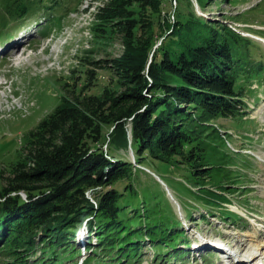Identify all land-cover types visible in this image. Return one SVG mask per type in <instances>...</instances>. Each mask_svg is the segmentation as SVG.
<instances>
[{"label": "trees", "instance_id": "obj_1", "mask_svg": "<svg viewBox=\"0 0 264 264\" xmlns=\"http://www.w3.org/2000/svg\"><path fill=\"white\" fill-rule=\"evenodd\" d=\"M82 1L0 0V37L39 12L74 11ZM91 1L98 3L94 37L116 34L125 54L98 63L83 59L111 71L110 83L88 94L96 73L87 70L86 85L65 84L60 104L22 137L15 157L0 169V256L6 264H61L77 250L72 241L83 221L90 236L100 235L95 245L108 251L109 264L135 261L145 241L165 249L159 261L183 257L176 248L184 244L182 223L164 190L154 180L157 189L139 192L134 185L147 159L184 169L188 196L207 215L246 223L227 206L238 155L215 121L241 116L240 77L256 80L264 72L262 61H252L249 39L198 16L190 0ZM195 1L200 9L207 2ZM128 147L138 167L113 155ZM179 204L189 216V206ZM90 236L89 256L95 253Z\"/></svg>", "mask_w": 264, "mask_h": 264}, {"label": "rangeland", "instance_id": "obj_2", "mask_svg": "<svg viewBox=\"0 0 264 264\" xmlns=\"http://www.w3.org/2000/svg\"><path fill=\"white\" fill-rule=\"evenodd\" d=\"M96 5L98 3L84 0L74 11L65 8L55 13L39 12L20 27L7 30L10 37H0V169L5 168L7 162L15 157L22 137L60 104L65 84L69 85L67 89L71 85L78 89L86 85L90 82L86 79L87 70H95L96 73V80H91L88 94H98L103 86L110 83L111 71L83 61L106 62L122 58L125 54L120 37L116 34L107 33L106 38L101 39L94 37L91 30ZM198 12L196 14L206 21L225 24L241 37L251 33L264 38V0H207L202 9L198 8ZM1 13L5 14L3 10ZM48 15L52 19H48ZM35 30V36L27 41L18 40L20 33L26 38ZM244 38L251 43L252 61H262L264 65V44L246 36ZM14 43L18 44L12 50L15 56L8 53ZM236 47L231 44L232 52L237 50ZM246 77H240L237 84L244 90L246 109L236 118L215 121V126L221 128L222 136L226 137L228 148L238 155L235 182L232 184L235 194L228 197L230 204L227 206L230 211L243 217L246 223L236 222L231 225L224 222L218 212L215 216L207 215L208 210L188 196L184 169L178 170L148 159L138 167L130 147L127 150L111 149L117 159L129 161L138 167L134 185L139 192L149 186L157 189L153 180L159 177L170 193L177 197L173 195L178 203L183 201L189 206L186 208L189 216L186 217L181 207L177 209L171 204L182 223L180 228L183 230L184 244L189 246H176L186 251L183 257L171 258L169 262L159 261L157 256L160 251L165 252V249L152 248V244L145 241L138 251V258L130 264H203L201 259H205L208 264H254L255 260L238 262L239 259L246 260L248 252L255 254L259 262L264 263V72L256 80L249 81ZM139 209L142 222V205H139ZM131 210L128 208L126 211L128 217ZM86 225L83 221L76 227L72 242L77 250L66 253L63 256L66 260L61 264H81L82 261L109 264L110 258L105 257L108 251L101 253L93 245L95 238L100 237L99 234H91L95 253L90 256L85 251L86 247L78 246L79 231L85 233V242L89 246V238L84 229ZM201 242L204 244L201 251H191L195 244ZM214 244L223 245L226 249L224 253H216L212 247ZM6 263L0 256V264Z\"/></svg>", "mask_w": 264, "mask_h": 264}, {"label": "bare ground", "instance_id": "obj_3", "mask_svg": "<svg viewBox=\"0 0 264 264\" xmlns=\"http://www.w3.org/2000/svg\"><path fill=\"white\" fill-rule=\"evenodd\" d=\"M198 6V5H197ZM198 8H199V6L197 7V12H198ZM199 10H200V8H199ZM199 13V12H198ZM263 44H264V40H263ZM16 45H18L17 43H14L13 45H11L9 48V50L11 51H9L8 53H9V55L11 54V55H14L15 56V52L13 53L12 52V50L14 49V47L16 46ZM18 48H20V45L17 47V49ZM15 51H16V49H15ZM17 53V52H16ZM165 184V183H164ZM170 204H172V203H170ZM173 206H174V204H172ZM173 209H174V212H176L175 211V207H173ZM183 211V210H182ZM85 230H86V232H87V236H88V238H89V233H88V230H87V227L86 228H84ZM83 233V232H82ZM91 237V236H90ZM92 238V237H91ZM86 240V239H85ZM93 240V239H92ZM95 241H96V238H95ZM95 243V242H94ZM204 244L201 242L200 244H195L194 246H193V250H191V251H193V252H197V251H201L202 250V246H203ZM219 245V244H218ZM88 248H90L89 246H88ZM88 248H87V250H88ZM213 248L214 249H216V250H218V251H216V253H219V254H221L223 251H221L220 249H219V247H217V246H213ZM86 250V251H87ZM221 251V252H220ZM224 253V252H223ZM249 254H248V256H246V260H244V259H239L238 260V262L239 261H241V262H243V261H254L255 260V263L254 264H264L263 262L261 263V262H259V258L257 257V256H255V254H250V252H248ZM202 260V259H201ZM202 262V261H201ZM230 262H231V260H230ZM233 263V262H232Z\"/></svg>", "mask_w": 264, "mask_h": 264}, {"label": "water", "instance_id": "obj_4", "mask_svg": "<svg viewBox=\"0 0 264 264\" xmlns=\"http://www.w3.org/2000/svg\"><path fill=\"white\" fill-rule=\"evenodd\" d=\"M191 2L193 3V6H194V8H195V11H196V13L197 14H199L198 12H197V3H196V1L195 0H191ZM128 137H129V140H130V138H131V136H130V132H128ZM156 178V181L163 187V189H164V191H165V193H166V196H167V198H168V200L171 202V203H173L176 207H177V209H179V205L177 204V202H176V200L174 199V197L172 196V194L170 193V191H169V189L167 188V186L161 181V179L159 178V177H155ZM21 196L23 197V199H25V195L24 194H21Z\"/></svg>", "mask_w": 264, "mask_h": 264}]
</instances>
